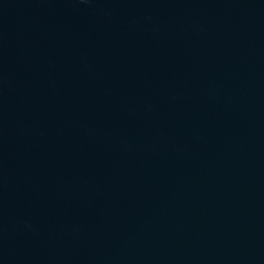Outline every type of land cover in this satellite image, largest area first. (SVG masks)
Returning a JSON list of instances; mask_svg holds the SVG:
<instances>
[{
    "label": "water",
    "instance_id": "water-1",
    "mask_svg": "<svg viewBox=\"0 0 264 264\" xmlns=\"http://www.w3.org/2000/svg\"><path fill=\"white\" fill-rule=\"evenodd\" d=\"M0 170L47 264H264V0H0Z\"/></svg>",
    "mask_w": 264,
    "mask_h": 264
}]
</instances>
